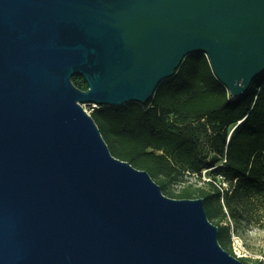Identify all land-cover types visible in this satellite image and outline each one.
Listing matches in <instances>:
<instances>
[{"label": "water", "instance_id": "95a60500", "mask_svg": "<svg viewBox=\"0 0 264 264\" xmlns=\"http://www.w3.org/2000/svg\"><path fill=\"white\" fill-rule=\"evenodd\" d=\"M196 53L242 97L264 0H0V264H244L203 199L164 196L82 107L145 104Z\"/></svg>", "mask_w": 264, "mask_h": 264}, {"label": "trees", "instance_id": "16d2710c", "mask_svg": "<svg viewBox=\"0 0 264 264\" xmlns=\"http://www.w3.org/2000/svg\"><path fill=\"white\" fill-rule=\"evenodd\" d=\"M71 81L87 90L80 75ZM90 114L110 153L147 172L170 199L193 197L188 189L178 194L168 189L176 175H200L225 158L224 169L215 173L231 193L222 196L209 183L213 193L198 198L204 201L209 222L218 227V242L225 250L229 227L221 224L242 199L264 194V73L242 97L233 99L213 75L208 57L191 54L145 104L99 106Z\"/></svg>", "mask_w": 264, "mask_h": 264}, {"label": "rangeland", "instance_id": "374dc122", "mask_svg": "<svg viewBox=\"0 0 264 264\" xmlns=\"http://www.w3.org/2000/svg\"><path fill=\"white\" fill-rule=\"evenodd\" d=\"M82 107L87 113L93 111L92 106ZM237 127L233 126L229 132ZM219 165L220 162L212 166ZM213 175V172L208 171L205 177L212 179ZM160 179L168 180L165 176H161ZM168 189L175 194L188 189L193 195L192 199L213 193L211 184L202 183L201 180L187 174L176 175L175 181L168 185ZM221 225L229 227L226 252L237 259H244L246 264H264V194H254L242 199L236 206L235 213L232 216L228 215L226 223Z\"/></svg>", "mask_w": 264, "mask_h": 264}, {"label": "built area", "instance_id": "2783aa9c", "mask_svg": "<svg viewBox=\"0 0 264 264\" xmlns=\"http://www.w3.org/2000/svg\"><path fill=\"white\" fill-rule=\"evenodd\" d=\"M93 108V111L95 109H98L97 106H92ZM240 123H238L235 127H237ZM226 164V160L225 158H223L220 162V165L219 167H213V166H210V167H207L205 169H202V171L200 172V175H197V174H192V176H194V178L196 179H200L201 182H207V183H213L216 188L220 191L221 195L224 196L225 194H230L231 193V188L230 186L228 185V183H226L223 179V177L220 175V174H217L215 173L216 171H221L224 169V165ZM208 171H211L217 175H213L214 177H212V179H206V173ZM215 178V180H213Z\"/></svg>", "mask_w": 264, "mask_h": 264}]
</instances>
